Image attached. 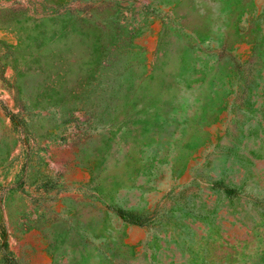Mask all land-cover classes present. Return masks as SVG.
Segmentation results:
<instances>
[{
	"label": "rangeland",
	"instance_id": "374dc122",
	"mask_svg": "<svg viewBox=\"0 0 264 264\" xmlns=\"http://www.w3.org/2000/svg\"><path fill=\"white\" fill-rule=\"evenodd\" d=\"M0 264H264V0H0Z\"/></svg>",
	"mask_w": 264,
	"mask_h": 264
},
{
	"label": "trees",
	"instance_id": "16d2710c",
	"mask_svg": "<svg viewBox=\"0 0 264 264\" xmlns=\"http://www.w3.org/2000/svg\"><path fill=\"white\" fill-rule=\"evenodd\" d=\"M224 190H225L226 194L231 198L236 197L240 193V191L237 188H233V187H229V186H225ZM117 211L120 215L124 216L125 218H128V220H132V221L138 220L137 218H135L134 214L126 213L122 209H117Z\"/></svg>",
	"mask_w": 264,
	"mask_h": 264
}]
</instances>
